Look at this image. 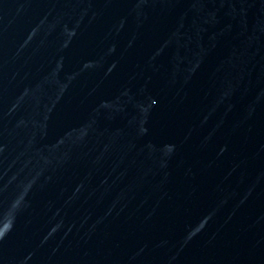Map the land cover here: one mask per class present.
Instances as JSON below:
<instances>
[{"label":"water","instance_id":"water-1","mask_svg":"<svg viewBox=\"0 0 264 264\" xmlns=\"http://www.w3.org/2000/svg\"><path fill=\"white\" fill-rule=\"evenodd\" d=\"M0 264H264V0H0Z\"/></svg>","mask_w":264,"mask_h":264}]
</instances>
